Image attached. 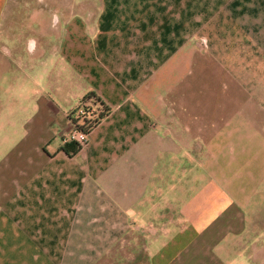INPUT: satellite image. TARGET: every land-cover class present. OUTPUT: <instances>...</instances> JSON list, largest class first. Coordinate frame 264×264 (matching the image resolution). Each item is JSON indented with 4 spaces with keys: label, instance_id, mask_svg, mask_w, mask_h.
Segmentation results:
<instances>
[{
    "label": "crops",
    "instance_id": "1",
    "mask_svg": "<svg viewBox=\"0 0 264 264\" xmlns=\"http://www.w3.org/2000/svg\"><path fill=\"white\" fill-rule=\"evenodd\" d=\"M19 3L0 0V264H264V0H78L25 42Z\"/></svg>",
    "mask_w": 264,
    "mask_h": 264
},
{
    "label": "rangeland",
    "instance_id": "2",
    "mask_svg": "<svg viewBox=\"0 0 264 264\" xmlns=\"http://www.w3.org/2000/svg\"><path fill=\"white\" fill-rule=\"evenodd\" d=\"M77 3L78 0H20L17 6L23 13L17 20V27H20L21 33L20 41L25 42L28 38L40 41L44 36L51 37L54 40L57 36L54 34V30L64 26L66 6L68 5L67 8L70 10L76 8ZM88 8H91V6H88ZM31 11L37 12L36 17L30 16L29 12ZM34 20L37 23L36 25L33 22ZM15 31L16 34H19V30L16 29Z\"/></svg>",
    "mask_w": 264,
    "mask_h": 264
},
{
    "label": "built area",
    "instance_id": "3",
    "mask_svg": "<svg viewBox=\"0 0 264 264\" xmlns=\"http://www.w3.org/2000/svg\"><path fill=\"white\" fill-rule=\"evenodd\" d=\"M72 129L69 133V141L81 149L85 148L88 144V128L85 127V120L97 117L96 108L93 102H82L71 114ZM85 127V128H84ZM90 129V128H89Z\"/></svg>",
    "mask_w": 264,
    "mask_h": 264
},
{
    "label": "trees",
    "instance_id": "4",
    "mask_svg": "<svg viewBox=\"0 0 264 264\" xmlns=\"http://www.w3.org/2000/svg\"><path fill=\"white\" fill-rule=\"evenodd\" d=\"M90 97H95L94 95H89ZM88 96V97H89ZM85 101V100H84ZM95 101L97 102V103H99L100 101L97 99V98H95ZM81 103H82V101H81ZM100 107H101V113H99V115L95 118V119H92V118H90V119H88V120H85V122H86V124H85V127L87 126V127H89L88 128V132L98 123V121L103 117V114H104V110H105V107L103 106V104L100 102ZM84 127V128H85ZM86 127V128H87Z\"/></svg>",
    "mask_w": 264,
    "mask_h": 264
}]
</instances>
